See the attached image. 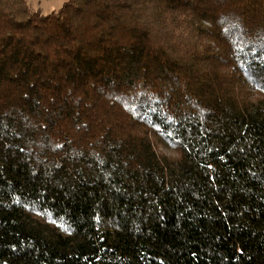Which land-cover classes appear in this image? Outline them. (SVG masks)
I'll return each mask as SVG.
<instances>
[{
    "label": "trees",
    "instance_id": "obj_1",
    "mask_svg": "<svg viewBox=\"0 0 264 264\" xmlns=\"http://www.w3.org/2000/svg\"><path fill=\"white\" fill-rule=\"evenodd\" d=\"M0 264H264V0H0Z\"/></svg>",
    "mask_w": 264,
    "mask_h": 264
},
{
    "label": "rangeland",
    "instance_id": "obj_2",
    "mask_svg": "<svg viewBox=\"0 0 264 264\" xmlns=\"http://www.w3.org/2000/svg\"><path fill=\"white\" fill-rule=\"evenodd\" d=\"M33 10H39L41 14H49L58 10L66 0H27Z\"/></svg>",
    "mask_w": 264,
    "mask_h": 264
}]
</instances>
